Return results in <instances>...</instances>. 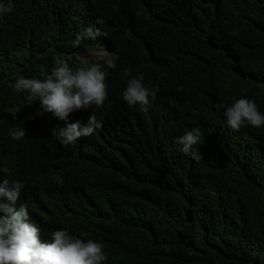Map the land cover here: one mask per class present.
I'll return each instance as SVG.
<instances>
[{
  "label": "trees",
  "instance_id": "trees-1",
  "mask_svg": "<svg viewBox=\"0 0 264 264\" xmlns=\"http://www.w3.org/2000/svg\"><path fill=\"white\" fill-rule=\"evenodd\" d=\"M89 26L102 35L76 45ZM100 42L115 58L108 97L70 122L94 114L103 126L61 145L51 131L63 122L36 115L39 102L9 85L43 78L54 57L77 65L73 53ZM129 73L159 86L146 112L119 96ZM239 98L264 112V0H14L0 22V161L42 170L35 212L82 239L93 223L114 246L112 264H264V126L227 133L224 108ZM193 127L199 161L175 142ZM55 171L59 184L46 177ZM3 178L14 179L0 169Z\"/></svg>",
  "mask_w": 264,
  "mask_h": 264
},
{
  "label": "clouds",
  "instance_id": "clouds-1",
  "mask_svg": "<svg viewBox=\"0 0 264 264\" xmlns=\"http://www.w3.org/2000/svg\"><path fill=\"white\" fill-rule=\"evenodd\" d=\"M13 11L14 0H0V22ZM101 23L97 19L96 24ZM47 35L52 33L47 32ZM101 35L98 27L89 26L77 33L74 43L79 45L82 40H95ZM100 43L90 53L83 49L73 53L77 65L72 66H79L75 69L66 59L54 57L53 66L43 78L16 76L9 85L14 93L25 95L30 104L39 102L36 115L51 114L63 122L64 126L51 131V137L61 145H74L80 138L94 135L103 126V122L94 114L83 125L79 121L70 122L71 115L82 109H95V113L108 97L106 73L114 65L115 58L107 47L101 49L98 46ZM101 52H106L110 57L109 65ZM68 58L73 60L72 56ZM93 61L103 63L100 65ZM159 91L158 85H145L143 74L129 73L119 96L122 93L123 104L139 106L146 112ZM221 107L224 108L223 105ZM9 111L15 118L20 109L13 106ZM223 119L229 134H236L235 131L242 127L255 132L264 126V112L249 98L234 99L230 106L224 108ZM9 134L17 142L26 137L25 129L19 125ZM202 135L199 127H193L177 137L175 142L181 146L180 151L185 156L199 161L202 153L196 146L200 144ZM0 169L14 178L0 179V264H112L114 246L100 237L97 229L95 233L93 223L88 224V239H82L70 234L67 228L57 229L59 223L52 224L58 221L57 218L35 212V197L42 192L39 188L42 170H31L24 160L14 159L0 161ZM61 176V171H55L46 177L49 183L59 184ZM67 208L71 209V205ZM91 221L89 217L87 222ZM116 230L119 231V226H116Z\"/></svg>",
  "mask_w": 264,
  "mask_h": 264
},
{
  "label": "rangeland",
  "instance_id": "rangeland-1",
  "mask_svg": "<svg viewBox=\"0 0 264 264\" xmlns=\"http://www.w3.org/2000/svg\"><path fill=\"white\" fill-rule=\"evenodd\" d=\"M98 46H100L101 47V49H106V44L105 43H100ZM100 54H102V55H105V59L107 60V62H106V64L107 65H109L110 64V57L106 54V52H101Z\"/></svg>",
  "mask_w": 264,
  "mask_h": 264
}]
</instances>
